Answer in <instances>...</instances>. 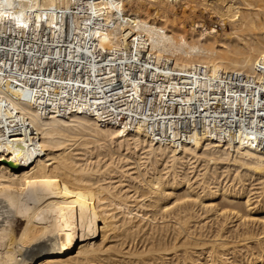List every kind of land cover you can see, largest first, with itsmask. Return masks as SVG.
<instances>
[{"label": "bare ground", "instance_id": "1", "mask_svg": "<svg viewBox=\"0 0 264 264\" xmlns=\"http://www.w3.org/2000/svg\"><path fill=\"white\" fill-rule=\"evenodd\" d=\"M231 250L264 264V0H0V264Z\"/></svg>", "mask_w": 264, "mask_h": 264}, {"label": "rangeland", "instance_id": "2", "mask_svg": "<svg viewBox=\"0 0 264 264\" xmlns=\"http://www.w3.org/2000/svg\"><path fill=\"white\" fill-rule=\"evenodd\" d=\"M206 14H207L208 17H206L205 27L214 24V23H212V21L215 20V17H212V18H211V16H209L208 12H206ZM213 18H214V19H213ZM210 19H212L211 22L209 21ZM207 20H208V21H207ZM206 25H207V26H206ZM230 247H231V245H230ZM239 248H240V247H239ZM235 250H236L235 253L239 252V251H237V250H238V247H237V249H235ZM243 252H245V251L243 250V251L237 253V255H236V254H235V255H236L237 257H240V256H238V255L241 254V253H243ZM231 254L234 255L233 252H232V250L229 251V257H231V259H232V258H233V259H232V260L229 259V260L231 261V264H232V263L234 264V263H235V259H237V257L235 256V257H236V258H235V257H233ZM230 255H231V256H230ZM234 258H235V259H234ZM233 260H234V261H233ZM204 261H205V260H203V262H204Z\"/></svg>", "mask_w": 264, "mask_h": 264}]
</instances>
